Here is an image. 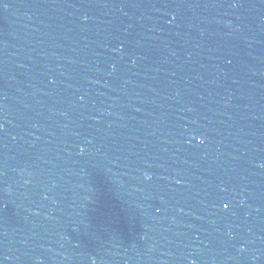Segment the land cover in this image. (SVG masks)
Returning a JSON list of instances; mask_svg holds the SVG:
<instances>
[{
  "label": "water",
  "instance_id": "1",
  "mask_svg": "<svg viewBox=\"0 0 264 264\" xmlns=\"http://www.w3.org/2000/svg\"><path fill=\"white\" fill-rule=\"evenodd\" d=\"M0 264H264V0H0Z\"/></svg>",
  "mask_w": 264,
  "mask_h": 264
},
{
  "label": "snow or ice",
  "instance_id": "2",
  "mask_svg": "<svg viewBox=\"0 0 264 264\" xmlns=\"http://www.w3.org/2000/svg\"><path fill=\"white\" fill-rule=\"evenodd\" d=\"M201 142H203V141H201ZM225 207H227V205H225Z\"/></svg>",
  "mask_w": 264,
  "mask_h": 264
}]
</instances>
